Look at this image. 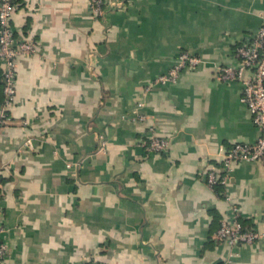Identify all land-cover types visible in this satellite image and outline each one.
I'll return each instance as SVG.
<instances>
[{
  "label": "crops",
  "instance_id": "obj_1",
  "mask_svg": "<svg viewBox=\"0 0 264 264\" xmlns=\"http://www.w3.org/2000/svg\"><path fill=\"white\" fill-rule=\"evenodd\" d=\"M120 1L98 16L91 0H16V35L39 49L18 59L0 131L4 264H264L263 241L214 237L233 206L264 231V164L235 162L215 188L206 176L261 133L217 67L258 31L264 0ZM183 50L205 61L146 96ZM4 85L0 60V113ZM141 99L148 121L132 117ZM148 122L166 152L142 144Z\"/></svg>",
  "mask_w": 264,
  "mask_h": 264
},
{
  "label": "built area",
  "instance_id": "obj_2",
  "mask_svg": "<svg viewBox=\"0 0 264 264\" xmlns=\"http://www.w3.org/2000/svg\"><path fill=\"white\" fill-rule=\"evenodd\" d=\"M121 4L120 0H91L94 13L104 15L108 8ZM16 9L15 0H1L0 2V60L4 64L5 99L0 113V131L10 118L8 108L16 95V81L18 59L29 56L39 49L36 41L16 35L11 18ZM231 62L218 64V77L222 81H238L242 85V100L248 105L254 123L260 128V136L255 142H237L224 155L223 167L210 168L206 172L208 184L215 188L216 185L227 180V172L238 161H261L264 164V21L258 31L238 43L231 53ZM205 60L190 51L183 50L179 53L175 64L167 71L156 77L148 84L143 93L147 96L156 84L175 82L186 68L197 67ZM146 99H141L132 111V117L138 121H148L149 115L144 111ZM147 140L142 144L149 151L166 152L169 148L170 138L158 134L153 123H147ZM101 145H106V140H101ZM74 163L68 162L71 167ZM237 206H233V215L226 216L216 231V240L230 246L264 242V231L256 226L246 228L239 218ZM7 231L4 220L0 215V264H4L10 253V243L2 237ZM232 257L225 260L231 264ZM89 264H102L93 261Z\"/></svg>",
  "mask_w": 264,
  "mask_h": 264
},
{
  "label": "rangeland",
  "instance_id": "obj_3",
  "mask_svg": "<svg viewBox=\"0 0 264 264\" xmlns=\"http://www.w3.org/2000/svg\"><path fill=\"white\" fill-rule=\"evenodd\" d=\"M74 174H76V171L74 170Z\"/></svg>",
  "mask_w": 264,
  "mask_h": 264
},
{
  "label": "trees",
  "instance_id": "obj_4",
  "mask_svg": "<svg viewBox=\"0 0 264 264\" xmlns=\"http://www.w3.org/2000/svg\"><path fill=\"white\" fill-rule=\"evenodd\" d=\"M16 1V0H15ZM4 87H5V85H4ZM5 94V93H4ZM5 97V96H4ZM248 227V226H247Z\"/></svg>",
  "mask_w": 264,
  "mask_h": 264
}]
</instances>
